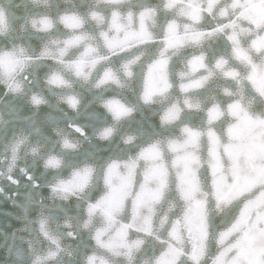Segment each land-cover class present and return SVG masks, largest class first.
Wrapping results in <instances>:
<instances>
[{"label": "snow or ice", "instance_id": "6c2138e0", "mask_svg": "<svg viewBox=\"0 0 264 264\" xmlns=\"http://www.w3.org/2000/svg\"><path fill=\"white\" fill-rule=\"evenodd\" d=\"M51 18L38 6L23 12L0 7V30L19 22L43 32ZM55 18L73 34L55 48L56 63L67 60L77 76L135 52L130 71L135 77L139 69L137 87L146 103L169 85L173 91L182 80L185 85L182 102L157 113L160 127L175 125L178 135L146 140L135 158L114 152L103 160V193L86 209L102 220L95 242L126 264H264V0H72L56 8ZM68 49L81 58L68 60ZM21 63L20 53L0 49V72L11 77ZM177 63L183 67L173 73ZM117 80L110 71L99 83ZM201 92H207L203 100ZM105 107L117 120L129 111L119 99ZM193 109L204 113L198 126L181 117ZM204 137L207 159L196 151ZM80 163L62 192L88 184L97 160L86 156ZM13 180L10 174L5 183ZM13 199L0 186V200ZM83 255L85 264H96L90 251Z\"/></svg>", "mask_w": 264, "mask_h": 264}, {"label": "clouds", "instance_id": "9594fccd", "mask_svg": "<svg viewBox=\"0 0 264 264\" xmlns=\"http://www.w3.org/2000/svg\"><path fill=\"white\" fill-rule=\"evenodd\" d=\"M71 3L0 0V7L6 11L23 12L38 6L52 14L51 27L43 32L19 22L0 30V49L16 51L22 59L11 77L0 72V186L14 194L11 201L0 200V205L7 202L14 209L2 213L10 219L0 223V264H38V258L41 264H85V250L96 257V264H126L125 257L95 242L94 234L102 220L88 217L87 205L94 194L98 197L103 193L105 158L114 152L129 158L137 156L146 141L145 112L152 111L153 106L182 102L178 93L185 86L183 80L176 84L175 91L169 85L168 92L151 103L142 99L137 87L139 69L135 77L130 71L136 63L135 52L111 62L103 60L89 70L87 77L70 71L67 60L56 63L55 48L70 41L73 34L55 18V10ZM81 55L68 49V60ZM110 71L117 82L100 84ZM182 75L192 73L185 71ZM56 77L59 83L53 82ZM108 99H119L129 109L128 114L115 119L106 110ZM101 129H110V133L102 136ZM66 140L75 144V149L69 148ZM202 147L203 141L197 154ZM161 150L167 152L166 143L161 144ZM86 156L97 160L88 184L72 194L62 192L60 186L72 179ZM10 174L13 184H6ZM219 217L216 212L213 219Z\"/></svg>", "mask_w": 264, "mask_h": 264}, {"label": "water", "instance_id": "95a60500", "mask_svg": "<svg viewBox=\"0 0 264 264\" xmlns=\"http://www.w3.org/2000/svg\"><path fill=\"white\" fill-rule=\"evenodd\" d=\"M183 66L179 63L174 64L172 71L173 73H177L181 70ZM215 83V82H214ZM207 95V92H201L198 94L199 98L201 100L204 99V97ZM158 106H153L152 111H146L143 121V130H144V137L145 140L148 139H163L164 137L174 136L178 135V129H176L175 125H170L167 128H161L159 125V117H158ZM204 113L200 110H186L181 114L182 120L186 124H192L198 126L201 122V119L203 118ZM223 149H219V153L222 154ZM201 155L204 159H207L208 156V143L207 138H203V147L198 153ZM243 162V158H242ZM222 164L226 168L229 165V161L227 160V157L222 158ZM14 209L11 208V206L5 202L3 205H0V223L9 220V217H5L2 213L3 211H13ZM13 225H15V222L13 221Z\"/></svg>", "mask_w": 264, "mask_h": 264}]
</instances>
